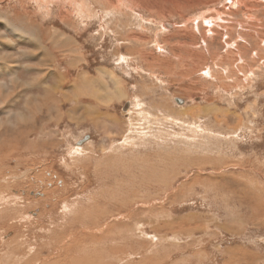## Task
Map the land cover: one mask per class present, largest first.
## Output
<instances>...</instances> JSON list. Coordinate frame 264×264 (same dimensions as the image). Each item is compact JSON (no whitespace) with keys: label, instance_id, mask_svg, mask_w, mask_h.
<instances>
[{"label":"rangeland","instance_id":"obj_1","mask_svg":"<svg viewBox=\"0 0 264 264\" xmlns=\"http://www.w3.org/2000/svg\"><path fill=\"white\" fill-rule=\"evenodd\" d=\"M113 1L0 0V264H264V0Z\"/></svg>","mask_w":264,"mask_h":264},{"label":"bare ground","instance_id":"obj_2","mask_svg":"<svg viewBox=\"0 0 264 264\" xmlns=\"http://www.w3.org/2000/svg\"><path fill=\"white\" fill-rule=\"evenodd\" d=\"M115 1V0H114ZM113 1V2H114ZM118 1V0H117ZM116 1V2H117ZM228 2H231L229 5H232L233 7L234 6H236V5H238V3H241V1L242 0H227ZM132 2V1H131ZM136 2H137V0H136ZM140 2V1H139ZM143 2V1H142ZM145 2V1H144ZM122 3H124V0H121L120 2H119V4H121L122 5ZM146 3V2H145ZM113 5V4H112ZM117 5V4H116ZM132 5V4H131ZM124 6V5H123ZM138 6V5H137ZM125 8V7H124ZM230 8V7H229ZM228 9V8H227ZM230 10H231V8H230ZM232 12V11H231ZM230 12V13H231ZM20 14V13H19ZM120 14V13H119ZM21 18V17H20ZM69 19V18H68ZM204 19V23H205V27H206V31H207V34H211L212 33V30H211V26H212V22H211V19H205V18H203ZM14 20H15V23H10V22H7V24L9 25L8 27H9V29H10V31L12 32V33H14L15 35L17 34V32L18 31H20V25L19 24H16V22H17V20H16V18H14ZM128 21V20H127ZM214 21H216L215 19H214ZM22 25V24H21ZM31 25V24H30ZM30 25L28 26V31H32V32H34L33 31V29L34 28H30ZM172 24H169V23H166L165 24V27H170ZM11 27V28H10ZM22 27V26H21ZM27 30H26V33L27 34H29V38H28V36H27V38L28 39H30V40H32L33 41V43L36 45V47H38V48H41V49H43L44 50V56H45V62L46 63H48V64H46V66L45 67H50L51 65H53V63H54V60H53V58L52 57H50V55L48 54V51H47V47H46V40H47V38H40V35H38V37L36 36V34H35V32H34V34H30V33H28L27 32ZM23 37V36H22ZM21 37H19V39H20ZM70 40L71 41H74L72 38H70ZM70 44H72L75 48H76V46H77V49L76 50H78V45H76V41L75 42H73V43H70ZM68 51V50H67ZM73 53H75L74 52V50H73ZM72 53V54H73ZM25 55H26V52L24 53ZM78 55V54H77ZM78 57V56H77ZM56 58V57H55ZM58 60V59H57ZM78 61V60H77ZM57 62V61H56ZM151 63V62H150ZM163 64H165V63H163ZM164 66V65H163ZM9 74H11V76H13L14 77V73L13 72H10ZM83 74V73H82ZM102 75V74H101ZM58 76V79L60 80H62L61 81V83L63 82V81H65L66 82V79H67V77L65 76V75H57ZM106 79V78H105ZM78 80V79H77ZM14 83H15V81H14ZM76 83V85H78L77 86V89H79L78 87L80 86V85H87V87L88 86H90L91 88H92V86L93 85H95V83H98V84H103L104 86L106 85V83H105V81H104V79L102 80V81H100L99 82V79L98 78H92L90 75H88V74H85V76L83 77V79L82 80H78V81H76L75 82ZM57 84V83H56ZM16 85L17 84H14L13 86H14V89H16ZM30 85V84H29ZM29 85L27 86V87H29ZM44 86H45V84H43ZM61 86H62V88H64L65 87V83L63 82V85L61 84ZM1 87H3V83H1ZM21 87V86H20ZM42 87V86H41ZM46 87V93H48V94H51V92H52V90L54 89L52 86H50V85H48L47 84V86H45ZM73 87V86H72ZM109 87V86H108ZM58 88H60V87H58ZM20 89H24V88H20ZM94 89V88H93ZM107 89V88H106ZM80 90V89H79ZM22 91V90H21ZM54 91V90H53ZM78 92V91H77ZM81 92V91H80ZM52 93H54V92H52ZM81 93H83V92H81ZM80 93V94H81ZM78 96V95H77ZM66 97H67V95H66ZM80 97V96H79ZM77 98V97H76ZM30 100L32 99V97H30L29 98ZM50 99H52V98H50V97H47L46 98V101L43 103V104H39L38 105V108L39 109H41L43 106H50V105H46V103H48L49 101H50ZM81 99H82V97H81ZM78 100L79 101H81L79 98H78ZM82 102V101H81ZM84 102V101H83ZM6 103H8V101H5L2 105H5ZM29 103V102H28ZM50 103V102H49ZM48 103V104H49ZM84 104H85V102H84ZM60 107V106H59ZM37 110V107H34V108H32V112H35ZM87 111H90V110H87ZM8 113L10 114V112L8 111ZM59 115H61V114H59ZM18 116V118L20 117L19 115H17ZM21 118V117H20ZM42 126V125H41ZM39 138V137H38ZM44 141H46V140H44ZM43 146V145H42ZM42 153V152H41ZM46 171V170H45ZM42 172V171H41ZM3 186V185H2ZM3 190V189H2ZM7 195V194H6ZM6 200H7V198H5ZM23 235V234H22ZM4 247V246H3ZM2 255V254H1ZM8 261V260H7ZM88 262V261H87ZM94 262V261H93Z\"/></svg>","mask_w":264,"mask_h":264},{"label":"water","instance_id":"obj_3","mask_svg":"<svg viewBox=\"0 0 264 264\" xmlns=\"http://www.w3.org/2000/svg\"><path fill=\"white\" fill-rule=\"evenodd\" d=\"M176 101H178L179 103H185L186 102V99L184 98H180V97H176L175 99ZM131 102L128 100L126 103H125V106L123 107V111H128L129 109V106H130ZM89 138V135L84 137L83 139H81L80 142H84L85 140H87Z\"/></svg>","mask_w":264,"mask_h":264},{"label":"crops","instance_id":"obj_4","mask_svg":"<svg viewBox=\"0 0 264 264\" xmlns=\"http://www.w3.org/2000/svg\"><path fill=\"white\" fill-rule=\"evenodd\" d=\"M63 231H65V229H62Z\"/></svg>","mask_w":264,"mask_h":264}]
</instances>
